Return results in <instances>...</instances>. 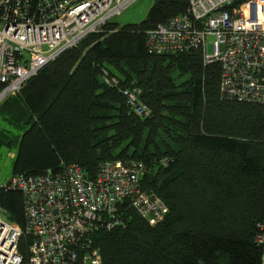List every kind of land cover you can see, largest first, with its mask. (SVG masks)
Listing matches in <instances>:
<instances>
[{
	"label": "trees",
	"instance_id": "obj_1",
	"mask_svg": "<svg viewBox=\"0 0 264 264\" xmlns=\"http://www.w3.org/2000/svg\"><path fill=\"white\" fill-rule=\"evenodd\" d=\"M187 10L188 0H154L138 24L110 21L0 105V154L16 149L11 177L76 163L94 179L109 160L144 164L142 188L162 198L165 218L150 226L128 210L126 228L99 230L103 264H261L264 104L223 97L221 65H204L201 51L146 50L147 31ZM132 88L146 115L127 105ZM0 209L25 230L19 190L0 188ZM29 243L24 234L22 264Z\"/></svg>",
	"mask_w": 264,
	"mask_h": 264
},
{
	"label": "built area",
	"instance_id": "obj_2",
	"mask_svg": "<svg viewBox=\"0 0 264 264\" xmlns=\"http://www.w3.org/2000/svg\"><path fill=\"white\" fill-rule=\"evenodd\" d=\"M137 0H0V105L22 91L29 79L64 51L115 20ZM215 36L213 52L208 36ZM153 55L201 51L204 65H221L225 98L264 104V0H188L185 14L146 33ZM104 82L119 80L103 71ZM140 116L147 112L138 88L122 91ZM145 166L135 160L104 162L89 179L76 163L37 176L20 174L0 188L24 197L25 230L0 209V264H22L23 235L30 237L28 264H103L95 245L99 230L126 228L133 210L150 226L167 212L161 197L142 188ZM255 241L264 264V220ZM204 264V263H200Z\"/></svg>",
	"mask_w": 264,
	"mask_h": 264
},
{
	"label": "rangeland",
	"instance_id": "obj_3",
	"mask_svg": "<svg viewBox=\"0 0 264 264\" xmlns=\"http://www.w3.org/2000/svg\"><path fill=\"white\" fill-rule=\"evenodd\" d=\"M154 0H137L129 8L124 11L120 16H117L114 21L119 27L126 24H138L144 21L152 7ZM215 36L210 35L207 38L208 51L213 52V41ZM0 125L4 126L5 123L0 121ZM16 156V149L13 151L3 150L0 154V186L7 183L12 175V167ZM28 256V254H27Z\"/></svg>",
	"mask_w": 264,
	"mask_h": 264
}]
</instances>
